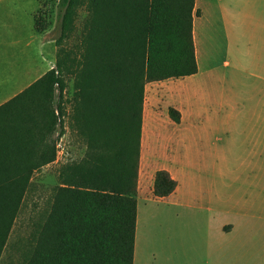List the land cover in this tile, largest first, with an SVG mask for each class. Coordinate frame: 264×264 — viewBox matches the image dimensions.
Segmentation results:
<instances>
[{
    "label": "trees",
    "instance_id": "1",
    "mask_svg": "<svg viewBox=\"0 0 264 264\" xmlns=\"http://www.w3.org/2000/svg\"><path fill=\"white\" fill-rule=\"evenodd\" d=\"M61 1L65 10L56 48L75 9V0ZM193 7L194 0H88L75 120L89 137H116L122 147L113 164L60 170L48 218L24 264H133L145 86L197 72ZM46 26L34 18L35 31ZM59 69L56 54L55 68L8 103L14 108L6 116L12 136L0 144V255L35 171L56 160L55 150H39L43 129L32 109L38 110L39 98L50 103L56 87L63 89ZM167 114L180 123L178 110L169 108ZM54 124L51 120L48 129ZM176 188L169 173L156 172L154 197L167 198Z\"/></svg>",
    "mask_w": 264,
    "mask_h": 264
},
{
    "label": "crops",
    "instance_id": "2",
    "mask_svg": "<svg viewBox=\"0 0 264 264\" xmlns=\"http://www.w3.org/2000/svg\"><path fill=\"white\" fill-rule=\"evenodd\" d=\"M6 1L0 0V144L12 136V120L6 116L14 107L8 103L56 64L55 44L34 29L37 5L25 13L18 6H2ZM204 5L194 0L192 36L197 72L180 79L185 81L184 110L176 109L180 123L169 119L179 128L185 126L186 153H165L159 159L145 153L147 116L143 106L133 264L140 252V215L148 213L147 203L152 201L209 212L226 205L253 207L248 229L242 232L240 226L224 225L221 232L226 238L240 231L249 243L239 251L248 256L249 264H264V241L260 247L257 242L264 238V231L258 237L256 226L258 219L264 218L260 214L264 207V7L254 11L250 24L238 25L227 20L222 2L217 0L221 19L217 41L222 46L211 58L218 59L211 61L204 48V23L202 29L198 25L208 14ZM209 41L213 46L217 43L210 35ZM158 171H166L177 182L167 198L153 196ZM219 256L220 249L217 259Z\"/></svg>",
    "mask_w": 264,
    "mask_h": 264
},
{
    "label": "rangeland",
    "instance_id": "3",
    "mask_svg": "<svg viewBox=\"0 0 264 264\" xmlns=\"http://www.w3.org/2000/svg\"><path fill=\"white\" fill-rule=\"evenodd\" d=\"M208 14L198 21L207 34L205 50L207 59L221 46L217 0H201ZM227 12V20L236 24H250L251 16L264 7V0H221ZM74 14L66 38L56 48L60 64L59 75L64 82L63 89L54 90L53 99L46 103L38 99V110L34 105L32 113L40 124L39 150H55L56 162L40 167L35 171L25 195L12 230L0 255V264H24L36 238L48 218L53 204L55 189L58 186V174L64 167L71 165H91L101 161L113 164L115 152L122 147L116 137H89L79 128L75 120L74 97L76 78L80 69V54L84 43V26L88 17V0H75ZM5 7L18 6L25 13L35 10L34 18L46 22L44 35L55 40L60 37L61 21L65 6L61 0H8ZM201 31V30H200ZM213 34V35H212ZM209 35L217 41L210 45ZM214 50V52H212ZM216 57V56H215ZM212 59V60H217ZM211 60V61H212ZM209 64V61L207 62ZM184 85L180 79H169L148 83L145 86L144 104L146 106L147 132L145 133V153L159 159L165 153H186L187 137L185 126L179 128L171 123L167 109L184 110ZM46 114L45 116L43 115ZM53 117V118H52ZM54 127L48 129L50 121ZM143 207V204L140 203ZM146 215H140L137 244L140 252L134 264H249L248 256L239 248H247L249 238H244L240 231L248 229L253 207L248 205H226L215 207L213 212L201 207L191 209L172 203L149 202ZM264 215V207H260ZM259 214V215H260ZM253 221V220H252ZM224 225L240 226L235 235L224 238ZM258 237L264 231V218L257 221ZM255 226V227H256ZM229 228H226L228 231ZM264 238L257 239L259 247ZM139 249V246H138ZM220 256L217 259V251Z\"/></svg>",
    "mask_w": 264,
    "mask_h": 264
}]
</instances>
